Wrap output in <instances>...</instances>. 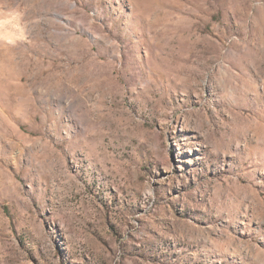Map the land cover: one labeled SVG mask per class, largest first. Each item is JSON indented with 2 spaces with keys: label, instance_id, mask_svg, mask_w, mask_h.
I'll list each match as a JSON object with an SVG mask.
<instances>
[{
  "label": "rangeland",
  "instance_id": "374dc122",
  "mask_svg": "<svg viewBox=\"0 0 264 264\" xmlns=\"http://www.w3.org/2000/svg\"><path fill=\"white\" fill-rule=\"evenodd\" d=\"M0 264H264V0H0Z\"/></svg>",
  "mask_w": 264,
  "mask_h": 264
}]
</instances>
